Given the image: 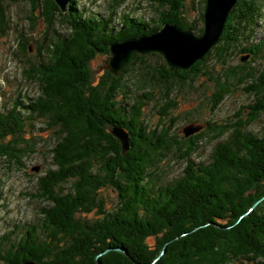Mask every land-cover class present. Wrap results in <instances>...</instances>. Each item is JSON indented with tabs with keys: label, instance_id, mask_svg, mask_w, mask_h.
I'll return each instance as SVG.
<instances>
[{
	"label": "trees",
	"instance_id": "trees-1",
	"mask_svg": "<svg viewBox=\"0 0 264 264\" xmlns=\"http://www.w3.org/2000/svg\"><path fill=\"white\" fill-rule=\"evenodd\" d=\"M15 1L32 6L41 1L50 24L59 12L70 32H58L57 41L48 47L47 59L30 63L34 71L30 78L41 86L38 100L23 105V110L19 106L9 112L0 109V163L6 159L23 164L24 156L35 151L33 138L24 136V112L27 118L42 116L50 126L59 128L55 132L56 169L40 177L39 196L53 205L43 209L42 226L27 228L14 244L8 238L0 242L4 263L264 264V206L250 210L264 198V130L259 134L250 128L264 112V81H259L258 70L251 65L258 62L264 67V37L258 35L263 17L260 2L241 0L232 8L221 42L207 56L227 65L238 52L253 54L248 65L227 68L226 81L218 84L212 104V110L217 109L235 88L247 86L245 91L255 100L243 106L252 110L250 117L243 120L239 113L234 122L208 120L205 131L180 140L171 135L172 127L152 128L145 121L142 108L152 100L150 94L130 97L124 90V76L111 71L91 85L87 65L102 48L109 51L114 42L153 33L166 23L200 35L204 27L198 24L204 22L206 0H146L159 7H153L158 17L146 20L124 15L120 19L123 25L115 33L100 20L85 18L84 10L74 2L65 13L55 0ZM113 2L115 6L119 3ZM187 3L198 6L200 21L183 16ZM7 8L0 0L1 33L6 32ZM19 36L22 50L29 53L28 38L23 33ZM44 47H38L39 53ZM152 55L163 62L159 74L165 81L159 85L168 92L160 96L164 103L158 112L168 118L176 103H166L171 99V81L182 78L185 71H170L162 56ZM142 57L140 54L137 62ZM132 67L124 72L130 73ZM121 91L127 95L119 99ZM116 127L131 138L125 152L113 133ZM206 136L218 142L209 161L197 163L192 156L198 141ZM173 150L186 166L180 176L166 179L161 160ZM66 185L68 192L63 191ZM108 185L119 194V204L111 210L105 207L102 194ZM94 208L97 216L77 218V212ZM149 237L154 239L153 245L147 242Z\"/></svg>",
	"mask_w": 264,
	"mask_h": 264
},
{
	"label": "rangeland",
	"instance_id": "rangeland-1",
	"mask_svg": "<svg viewBox=\"0 0 264 264\" xmlns=\"http://www.w3.org/2000/svg\"><path fill=\"white\" fill-rule=\"evenodd\" d=\"M118 1V5L115 6L113 0H65L63 9L57 2L56 4L60 11L62 10L66 13L74 2L75 6L84 10V13H86L85 18L90 17L100 20L106 28L112 29L114 33L119 32L121 29L123 23L120 19L124 15L131 13L132 16H142L146 20L151 17H158L159 12L153 10V7L158 6L151 4V2L146 0ZM240 1L238 0L236 4L240 3ZM255 1H259L262 5L263 17L260 20L261 28L258 34L262 38L264 37V0ZM4 3L8 8L7 22L4 27L6 32H0V109L2 112H9L14 106H19L21 110L23 108L26 109L23 105L27 106L28 103L35 102L41 96L40 84L30 78V69H33L30 63L34 62L37 64L39 61L47 59L48 47L52 48V44L57 41V33L68 34L70 29L69 26L62 23L59 12H55V23L51 25L43 13L45 5L41 1L39 3L36 2L33 6L27 1L4 0ZM112 6H115V8ZM197 7V5L187 3L183 16H187L190 21H200L198 20V12L195 9ZM30 16H33L35 20L31 22ZM228 22L229 20H227L226 24ZM198 26L199 28L201 26L204 27V22L198 24ZM162 28L158 31L160 32ZM21 33L30 42V51L27 54L22 50L21 37L19 36ZM220 40L215 46L219 45ZM43 45L45 47L39 53L38 47ZM101 46L102 44H100ZM109 48V51L102 48L103 50L96 52L94 57L88 62L87 67L91 85L100 82L102 78L104 79L108 76V71H111L108 66L113 53L111 46ZM209 53L189 68L177 69L184 70L185 73L182 78L171 81L170 85L173 84L171 86L172 89L169 88L171 89V99L169 100L170 102L166 103H176H174L175 107L171 109L170 117L168 118L158 112L161 104L164 103L161 97H164V93L168 92V90L166 91L159 85L160 83L163 85L164 82L162 81H165V79L161 80L159 74L161 69H163L162 60L152 55L158 53L142 54L141 61L137 62L139 54L132 64L125 66L119 71V74H115L118 77L124 76V90L130 97L133 96L139 99L142 94H150L152 96V100L148 101L142 108L144 119L149 126L158 129L172 127L171 135L184 140L205 131V122L208 120L218 123L234 122L238 120L237 115L239 113L242 115L241 118L243 120L248 119L252 110L247 106H243L255 102L253 100L254 97L245 91L244 88L247 86L243 85L235 88L234 92L228 94L217 109L212 110V104L217 98L218 84L226 81L227 68L231 66L232 69L236 70L239 65H248L247 62H250L253 54L238 52L232 56V59L230 58L227 65H222L216 57L208 59ZM132 65L130 73L124 72L126 68ZM251 65H254L258 70L257 78L262 83L264 81V67L261 64L259 65L258 62H253ZM169 70L174 71L170 68ZM145 71L148 72V75L141 74ZM31 73H34V71L32 70ZM158 80L160 81L157 82ZM176 82H180V85L174 87L177 85ZM123 91L118 94L119 99L127 95ZM127 100L130 103L132 102L130 99ZM26 115L28 114L24 112V136L33 138V143L35 144L34 153L24 156L22 159L23 164H17L15 161L9 163L6 159L0 163V242L8 238L13 244L26 234L27 228L33 225L42 226L44 219L43 209L50 208L53 205L52 201L39 196L42 192L40 177L47 174L49 169H56L54 148L58 143L55 139V132L59 128L50 126L49 120L45 117L35 115L32 118H27ZM250 128L259 134L261 131L263 132L264 112L250 125ZM130 140L131 138L129 137V144ZM217 142V139L210 138V136L201 139L197 143V150L192 158L197 163L209 161L210 153ZM161 165L164 166L162 171L165 172L163 175H165L166 179H172L182 174L186 161L179 159L178 153L173 150L168 157L161 160ZM65 187L63 191L68 192L69 185ZM102 194L105 197V207L107 209L111 210L119 204V194L112 186L103 187ZM255 206H264V198L258 200L250 210H253ZM97 213L96 209L90 212L82 210L77 212V218H93L97 216ZM147 242L153 245L154 239L149 237ZM9 246L11 245H8L6 249ZM17 247L16 245L14 250ZM3 256L6 257V253ZM0 264H7L4 263L2 257H0Z\"/></svg>",
	"mask_w": 264,
	"mask_h": 264
},
{
	"label": "water",
	"instance_id": "water-1",
	"mask_svg": "<svg viewBox=\"0 0 264 264\" xmlns=\"http://www.w3.org/2000/svg\"><path fill=\"white\" fill-rule=\"evenodd\" d=\"M65 0H56L64 8ZM238 0H206L203 33L196 35L191 29L166 23L162 30L149 35L114 42L111 45L113 57L109 60L110 70L119 74L125 66L132 64L139 54L158 53L164 57L171 70L187 69L204 56L219 42L228 16ZM113 133L120 139L123 151L130 147L129 134L116 127ZM123 250V248H119ZM21 264H36L34 260ZM101 264V262H99Z\"/></svg>",
	"mask_w": 264,
	"mask_h": 264
},
{
	"label": "bare ground",
	"instance_id": "bare-ground-1",
	"mask_svg": "<svg viewBox=\"0 0 264 264\" xmlns=\"http://www.w3.org/2000/svg\"><path fill=\"white\" fill-rule=\"evenodd\" d=\"M175 23V22H174ZM103 46H101L100 48H102ZM31 66V65H30ZM160 220V219H159Z\"/></svg>",
	"mask_w": 264,
	"mask_h": 264
}]
</instances>
